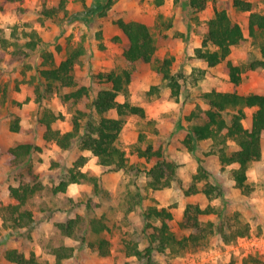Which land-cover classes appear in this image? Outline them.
<instances>
[{
    "label": "rangeland",
    "instance_id": "obj_1",
    "mask_svg": "<svg viewBox=\"0 0 264 264\" xmlns=\"http://www.w3.org/2000/svg\"><path fill=\"white\" fill-rule=\"evenodd\" d=\"M59 1L0 0V37L4 38L0 41V83L7 89V93L0 91V264H13L4 256L10 247L28 252L33 250L44 264H56L51 248L63 243L64 233L55 223L76 215L82 217L74 232L80 239L78 247L81 251L74 250L59 264H125L127 261L142 264L132 254V248L135 245L139 249L145 248L153 231L152 226L146 225V208L150 205L168 207L173 212L172 229L182 236L190 231L180 225L190 199L202 207L212 204L223 210L232 223H236L238 213L241 221L250 223V233L228 243L219 233H214L204 245L181 254L155 251V261L161 264H251L244 263V257L249 254L264 259V157L250 163L247 174L252 190L244 194L231 177L235 166L230 164L221 168L220 146L215 140H199L194 149L185 142L190 126L204 120L202 111L208 108V104L201 95L212 88L223 91L232 88L225 70L226 59L209 67L194 55L195 47L201 44L208 29V20L216 8H225L230 17L241 24L245 39L232 47L227 59L242 64L261 56L263 36L260 32L250 35V11L238 9L233 0H208L206 7L197 12L191 11L187 0H163L160 4L157 0H112L108 8H98L97 11L89 9L106 0H66L65 8L57 12V17L46 16L45 10ZM250 1L254 10H264V0ZM118 18L149 25L158 43L151 62H131L124 57L123 51L129 41L116 24ZM29 40L35 41V47L26 45ZM78 48H82L83 53L78 56L73 70L76 85L63 86L53 92L44 90L36 75L37 66L43 60V50L53 51L54 59L59 63L70 50ZM165 57H173L171 73L181 83L178 98L172 94L169 81L158 69L156 59L161 61ZM123 69L132 71L127 99L146 109L144 117L124 116L120 141L127 153V167L114 169L113 166L100 165L96 191L93 180H84L83 185L72 187L66 193H54V186L85 152L79 145L83 127L87 119L98 118L92 101L101 88L110 85L102 75ZM83 85L88 91L82 97L68 99L65 96ZM237 90L242 94L264 91V67L244 70ZM40 91L43 94L41 99ZM117 99L124 101L125 96L119 94ZM47 109L63 115L52 121L53 128L61 131L72 129V120L78 116L80 134L72 139L68 148L63 149L53 140L44 138L45 126L39 118ZM252 109L245 107V127H250ZM108 114L113 116L116 112ZM16 116L20 117L23 127L19 132L9 128L10 121ZM27 141H32L40 149H34L20 166L8 164L7 149L17 142ZM149 144L153 150L162 149L165 160L174 163L176 172L169 177L167 186L159 183L156 188L148 174L158 158L149 153L142 155L139 148L145 150ZM261 144L264 152V135ZM225 149L230 153L237 149V145L230 140ZM200 165L205 167L209 176L197 180V186L202 188L208 180L221 184L224 200L215 197L208 201L202 191L198 192L201 194L184 193L194 174L200 172ZM34 175L43 186L27 204L36 215L31 227L6 228L2 224L1 207L13 201L9 185H17ZM44 210L52 218L48 223L41 219ZM94 218L103 220L107 228L93 230L91 219ZM200 219L203 223L208 220L217 222L219 215L204 213ZM150 221L160 224L154 218ZM100 237L109 240L110 254L107 256H101L89 245Z\"/></svg>",
    "mask_w": 264,
    "mask_h": 264
},
{
    "label": "trees",
    "instance_id": "obj_2",
    "mask_svg": "<svg viewBox=\"0 0 264 264\" xmlns=\"http://www.w3.org/2000/svg\"><path fill=\"white\" fill-rule=\"evenodd\" d=\"M111 1L106 0L102 5H92L89 10L97 11L98 8H108ZM162 1L157 0V3L160 4ZM207 2L208 0H187L192 12L204 9ZM65 3L66 0H60L57 5L46 9L44 14L49 17H55L58 15L57 12L59 10L65 8ZM233 4L238 9L250 11L248 18L250 35L260 32L263 36L260 44L261 56L242 64H238L229 58L227 59L232 47L240 44L245 39V35L241 24L233 20L225 8H216L214 15L208 20V29L203 34L201 44L194 49V55L205 61L209 67L215 66L226 59L225 70L234 88L228 91L212 88L201 95L208 104V108L202 111L204 120L193 123L190 126L185 142L194 149L199 140H215L216 144L220 146L218 155L221 168L224 169L230 164H235L236 166L231 171V177L241 192L248 194L252 190L247 174L249 165L252 161L259 160L262 157L264 93L249 92L242 94L238 92L236 87L242 80V72L244 70H255L264 67V10H254L253 3L249 0H233ZM116 24L125 33L129 41L123 51L124 57L131 62L137 60L151 62L154 59L158 43L149 25L137 20L126 21L123 18L116 19ZM1 40H4V38L0 37ZM26 45L33 48L35 47V41L29 40ZM82 53V48L70 50L57 63L54 59L53 51L43 50L41 54L43 60L37 66L36 71V75L40 79L39 85H44V90L52 92L54 89L63 86L74 87L76 80L73 70L78 56ZM156 60L159 62V72L163 74L164 79L169 81V85L172 87V94L178 98L181 83L176 75L171 73L170 66L173 57H165L161 61L159 59ZM102 77L110 85L101 88L93 99L92 106L98 118L86 120L79 145L82 150H90L97 157L99 164L113 166L114 169H124L127 167L128 161L126 150L120 141V133L125 123L124 116L134 114L144 117L146 111L143 106L133 104L127 99L128 85L132 80V71L130 69L112 70L102 75ZM1 90L7 93L5 85L0 83ZM87 91V87L83 85L67 92L65 96L68 99H78L85 95ZM119 94L125 96L124 101L117 99ZM38 95L40 96L39 99L43 96L41 91ZM0 102L2 103V100ZM245 107H254L250 127H245L243 124V119L246 116ZM111 111H115L116 115H109L108 113ZM59 115L63 116L61 113ZM59 115L53 110L47 109L43 116L39 118V121L45 126L44 138L53 140L59 147L66 149L70 146L72 139L80 134L81 122L76 115L72 120V129L61 131L52 126V121ZM9 128L15 132L22 131L23 127L20 123V117H14L10 121ZM230 140L237 145V149L228 153L225 145ZM34 149H40V147L32 141L17 142L7 149L8 156L6 161L12 166H20ZM139 153L142 155H148L149 153V155H156L158 158L148 171L153 185L156 188H159V183L165 186L169 185V177L174 176L176 171L174 163L165 160L163 157L162 149L153 150L152 145L149 144L145 150L139 148ZM86 161L87 157L80 155L73 166L68 169L65 177L61 179L58 185L54 186V193L65 191L71 182H82L84 180H93L94 190H98L97 176L90 175L80 169V166ZM199 169L200 172L194 174L192 183L184 190V193L189 195L202 191L208 201L215 197L224 200V189L221 184L212 183L208 180L203 184L202 188L197 186V180L209 176L204 166L200 165ZM34 178H37V175H34L29 180L21 181L17 185H9V192L13 201L1 207L2 224L6 228L19 230L31 227L34 221V213L27 206V203L33 194L43 186L41 182ZM210 212L217 213L219 221L208 220L203 223L200 216ZM144 218L147 221L146 225L153 228V231L149 234L148 244L143 249H139L136 245L132 248V254L136 255L142 264H161L154 259L155 251L181 254L190 249H197L204 245L214 233H219L225 243L250 233V223L241 221L238 213L236 215L237 224L232 223L228 220L229 215L223 213V210H218L212 204H208L206 207H202L199 203L189 202L186 204L180 225L190 231L182 236H178L172 229L170 220L173 218V212L166 206L157 207L156 205H150L144 212ZM151 218L160 221V224H153L150 221ZM81 219V215H76L65 221H57L55 224L65 235L72 236L75 235L74 232L81 223ZM91 226L96 231L107 228L103 220L96 218L91 219ZM109 244V240L105 237H100L95 242L91 241L89 243L101 256L110 254ZM73 250V246L61 244L53 246L51 254L55 257V263L59 264L62 259L71 256ZM4 256L13 264H44L33 250L27 252L26 249L18 247L7 248ZM244 263L264 264V259L260 255L249 254L244 257ZM125 264L131 263L127 261Z\"/></svg>",
    "mask_w": 264,
    "mask_h": 264
},
{
    "label": "crops",
    "instance_id": "obj_3",
    "mask_svg": "<svg viewBox=\"0 0 264 264\" xmlns=\"http://www.w3.org/2000/svg\"><path fill=\"white\" fill-rule=\"evenodd\" d=\"M250 1V0H249ZM245 34V33H244ZM231 84V89L230 90H233V88H234V85H233V83H229V85ZM238 86V85H237ZM237 88V87H236ZM258 92L259 93H264V91L263 90H258ZM246 108H250V107H246ZM251 108H253L252 110H254V107H251ZM146 110V109H145ZM251 110V115H252V111ZM20 123H22V122H20ZM173 125H175L174 123H173ZM247 127H249V125H246ZM15 132V131H14ZM264 135V132L262 133V136ZM207 139H203V140H200V141H206ZM262 147H263V144H262ZM89 151L90 150H85V152H83L82 153V155H85L86 157H87V161L82 165V166H80V169L82 170V171H85V172H89V173H92V174H95V175H97V172H98V170H99V166L101 165V164H99L98 163V161L95 159V158H97V157H93L90 153H89ZM91 152V151H90ZM262 157H264V152H263V150H262ZM217 165H219L218 163H216ZM102 166V165H101ZM233 166H236L235 164H233ZM84 183L83 182H71L68 186H67V188H66V190L65 191H59V192H57V193H60V192H63V193H66L67 191H68V189H70V188H72V187H75V186H77V185H83ZM77 188V187H76ZM75 188V189H76ZM198 193V192H197ZM198 194H201V193H198ZM190 201H192V199H190ZM189 201V202H190ZM28 204V203H27ZM31 209V208H30ZM33 211V210H32ZM34 213V212H33ZM42 214H43V217H41V219H44L45 221H46V223H48V221H49V219H52L51 218V216H50V214H47L46 212H45V210H44V212L42 211L41 212ZM40 216H42V215H40ZM33 217L35 218L36 217V215L35 214H33ZM71 217V216H70ZM60 221H63V219H60ZM60 232H61V230H60ZM63 236H64V241H63V243L62 244H64V245H69V246H73V248H74V250H76L77 252H79V251H81V249H80V247H78V244H79V242H80V239L79 238H77L75 235H72V236H68V235H65V234H62ZM59 245H61V244H59ZM56 246H58V245H56ZM74 250H73V253H74ZM28 252V251H27ZM53 257H54V255H52Z\"/></svg>",
    "mask_w": 264,
    "mask_h": 264
}]
</instances>
